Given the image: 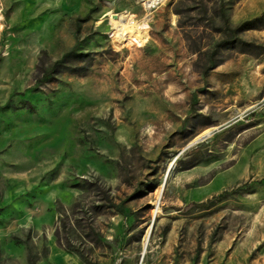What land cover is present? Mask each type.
Masks as SVG:
<instances>
[{
	"label": "rangeland",
	"instance_id": "1",
	"mask_svg": "<svg viewBox=\"0 0 264 264\" xmlns=\"http://www.w3.org/2000/svg\"><path fill=\"white\" fill-rule=\"evenodd\" d=\"M149 1L0 0V264H264V0Z\"/></svg>",
	"mask_w": 264,
	"mask_h": 264
},
{
	"label": "trees",
	"instance_id": "2",
	"mask_svg": "<svg viewBox=\"0 0 264 264\" xmlns=\"http://www.w3.org/2000/svg\"><path fill=\"white\" fill-rule=\"evenodd\" d=\"M252 22L251 21H248L244 24H241L239 28H243V27H249V26H252L251 24ZM91 56V53L89 52H79L77 51L76 49L74 50H71L67 53H65L63 55V57L60 59V60H57L54 64V70L56 71H64L65 69V65L66 63L70 62V61H73L74 59H78V60H86L87 58H89Z\"/></svg>",
	"mask_w": 264,
	"mask_h": 264
},
{
	"label": "bare ground",
	"instance_id": "3",
	"mask_svg": "<svg viewBox=\"0 0 264 264\" xmlns=\"http://www.w3.org/2000/svg\"><path fill=\"white\" fill-rule=\"evenodd\" d=\"M158 1V0H157ZM153 2H151V0L147 3V6L149 7V6H153ZM212 134V133H211ZM207 136V135H206ZM161 193H162V188L161 189H159V192H158V194H159V196H161Z\"/></svg>",
	"mask_w": 264,
	"mask_h": 264
},
{
	"label": "built area",
	"instance_id": "4",
	"mask_svg": "<svg viewBox=\"0 0 264 264\" xmlns=\"http://www.w3.org/2000/svg\"><path fill=\"white\" fill-rule=\"evenodd\" d=\"M159 1H160V0H158L156 3H158ZM156 3H154L153 6H155ZM149 7H152V6H149ZM119 17H120V16H119ZM132 22L135 23V21H134L133 19H132Z\"/></svg>",
	"mask_w": 264,
	"mask_h": 264
}]
</instances>
